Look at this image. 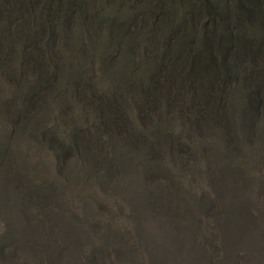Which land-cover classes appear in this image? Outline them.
Wrapping results in <instances>:
<instances>
[{"label":"trees","instance_id":"16d2710c","mask_svg":"<svg viewBox=\"0 0 264 264\" xmlns=\"http://www.w3.org/2000/svg\"><path fill=\"white\" fill-rule=\"evenodd\" d=\"M136 1L163 20L166 40L137 37L124 11L87 17L89 4L117 0H0V100L89 75L75 112L83 128L70 126L95 128L84 135V183L137 177L95 218L50 219L60 264H264V181L253 176L264 149V0H176L167 11L164 0ZM54 142L56 168L73 152L76 165V145Z\"/></svg>","mask_w":264,"mask_h":264},{"label":"rangeland","instance_id":"374dc122","mask_svg":"<svg viewBox=\"0 0 264 264\" xmlns=\"http://www.w3.org/2000/svg\"><path fill=\"white\" fill-rule=\"evenodd\" d=\"M175 1L164 0V10H169ZM140 3L136 0L101 2L95 7L89 4L85 12L90 17L95 10L103 9L108 11L105 21H111L114 13L124 11V20L137 37L142 40L143 36L147 37L149 42L153 39L152 43L166 40V35L162 38L158 35L160 29L164 28L163 20L154 22L143 9L140 13ZM9 57L13 58L14 55L9 54ZM60 64L61 57L57 60V65ZM5 78L6 71L0 69V88ZM89 78V75L80 74L75 84L67 79L64 86L54 85L50 93L35 87L31 91L20 87L16 91L17 98L0 100V264H60L56 255L60 236L57 230L54 233L50 219L54 221L57 216L55 221L60 222L72 216L79 220L95 218L102 200L112 202L124 199L131 195V190L136 189L135 185L125 182L135 181L137 177H128L126 173L115 178L98 176L96 181L94 176H90L84 183L85 174L80 167L84 165V135L94 134L95 128L88 127L81 135L73 133L79 130H72L70 126L83 128L82 120L76 119L75 112L80 110V106L82 108L78 94L87 89ZM60 84L63 85V81ZM38 104H42L39 115L36 109ZM157 121L155 119L153 122ZM55 138L63 145L69 142L76 145V165L73 152L65 160L67 166L56 168L55 163H60L61 158L58 156L59 159H55ZM104 152L103 147L99 148L98 158ZM258 155L261 156L260 160ZM258 155L255 157L258 161L253 176L264 181V149H259ZM57 169L62 173L58 175ZM263 198L264 194L261 196ZM44 233L52 236L46 237ZM255 238V232H252L249 257L253 262L259 243ZM237 253L239 255V251Z\"/></svg>","mask_w":264,"mask_h":264}]
</instances>
